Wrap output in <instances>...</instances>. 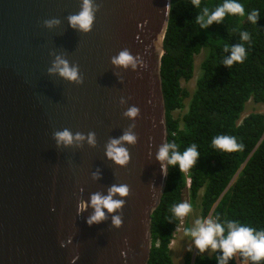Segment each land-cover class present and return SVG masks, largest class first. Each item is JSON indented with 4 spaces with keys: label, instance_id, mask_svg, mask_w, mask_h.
<instances>
[{
    "label": "water",
    "instance_id": "1",
    "mask_svg": "<svg viewBox=\"0 0 264 264\" xmlns=\"http://www.w3.org/2000/svg\"><path fill=\"white\" fill-rule=\"evenodd\" d=\"M92 2L84 32L69 20L83 0H0V264H149L168 182L156 154L169 139L161 64L172 0ZM124 50L135 67L112 62ZM58 60L83 82L49 71ZM65 129L73 143L57 144ZM126 132L136 141L117 145L122 165L107 150ZM121 184L122 208L88 223L91 196Z\"/></svg>",
    "mask_w": 264,
    "mask_h": 264
},
{
    "label": "trees",
    "instance_id": "2",
    "mask_svg": "<svg viewBox=\"0 0 264 264\" xmlns=\"http://www.w3.org/2000/svg\"><path fill=\"white\" fill-rule=\"evenodd\" d=\"M223 2L201 0L196 8L191 0H172L161 64L168 143H177L181 153L195 143L200 157L191 169L189 184L178 165L169 166L166 190L152 216L149 264H174L171 244L181 220L172 214L171 206L184 202L186 191L193 204L203 190L201 216L221 223L224 235L228 221L264 230V113L252 112L242 118L248 101L264 104V0H237L245 8L243 17L226 15L222 23L200 28L195 18L203 8L212 11ZM253 10L259 12L256 24L247 19ZM241 32H248L250 41L241 40ZM226 44L229 48L244 45L248 55L243 63L230 68L223 63L231 54L223 50ZM201 52V72L191 92L182 81L194 77L195 57ZM186 107L181 118L174 116ZM220 135L236 137L243 150L227 153L214 148L212 140ZM220 256L219 249L194 259L188 252L184 264H218ZM238 258L245 261L240 253ZM227 264H238L235 255Z\"/></svg>",
    "mask_w": 264,
    "mask_h": 264
},
{
    "label": "clouds",
    "instance_id": "3",
    "mask_svg": "<svg viewBox=\"0 0 264 264\" xmlns=\"http://www.w3.org/2000/svg\"><path fill=\"white\" fill-rule=\"evenodd\" d=\"M191 3L196 8H200L201 0H191ZM171 8V4L167 5L169 13ZM226 15L243 17L245 15V8L237 0H224L221 5L216 6L212 11L208 7H204L202 13L196 16L195 21L200 28H207L214 22L218 24L222 23ZM258 17V10H253L248 14L247 19L251 23L256 24ZM94 19L95 13L92 0H83L82 10L79 14L69 18L73 27L78 25L79 29L84 32L90 31ZM45 23L51 24L52 22L45 21ZM250 39L248 32H241V40L250 41ZM223 50L225 52L230 51L231 53L230 56L223 60V63L229 68L234 63H243L248 55L243 44L232 45L231 48L226 44ZM112 62L115 65L123 67L129 65L136 66L134 57L127 50L113 57ZM61 65L63 66L61 67ZM49 71H58L68 81L83 82L78 69L76 67H69L65 60H58L55 68L49 69ZM138 112L139 109L137 107H131L126 115L135 117ZM53 136L57 144L63 143L69 145L73 143L74 139L73 134L68 129L57 131L53 133ZM75 139H83V136L80 133H76ZM88 139L89 143H94V133H89ZM121 141L134 144L136 138L133 134L126 132L119 140H112L108 145L107 156L123 165L128 159V153L125 148L117 146ZM212 146L227 153L239 152L244 148L243 143H238L236 137L227 135L214 137ZM199 157L200 153L195 143L187 147L183 153L179 151L177 143H165L159 147L156 154V159L160 161L161 171L165 177L168 175L169 166L175 167L178 165L180 172H188L196 165ZM116 194H119L121 197L128 196L129 187L125 184L113 185L109 188L108 195L102 196L100 193H94L91 196L90 203L94 207L95 213L90 217L88 223L91 224L92 222H99L105 219L103 209H107L109 213H112L122 208L124 200L113 199V196ZM79 207L83 211L86 205L84 202H81ZM192 207V204L188 202H181L172 205L171 212L176 218L182 220L192 211ZM121 222L119 216L113 217V223L116 226H120ZM195 225L194 228H184V235L194 239V244L201 253L205 252L209 247L213 251L217 249L221 250L222 256L218 257V264H227L236 253H240L245 261L251 260L253 264H259V262L264 261V230L257 231L254 227L240 221H228L227 235H224L225 227L211 218L207 220L196 219Z\"/></svg>",
    "mask_w": 264,
    "mask_h": 264
},
{
    "label": "rangeland",
    "instance_id": "4",
    "mask_svg": "<svg viewBox=\"0 0 264 264\" xmlns=\"http://www.w3.org/2000/svg\"><path fill=\"white\" fill-rule=\"evenodd\" d=\"M204 58V52H201L196 55L195 57V73L194 77L188 81H182V85L185 87H188L191 92L194 91L195 86H196V80L198 76L200 75V65L201 62ZM189 99L186 100V105H188ZM187 111V107L183 110H177L174 112L175 117H182V115ZM252 112H257V113H264V104L261 103H255L254 101L250 100L246 104L245 111L242 114V118L247 116L248 114ZM203 193V190L200 191V196L198 200L192 204V211L188 214V216L184 217L185 224L183 227H180V229H177L175 231V238L171 244V255L173 258L174 264H184L185 263V257L188 252H191V257L194 259L196 256H201V255H213L215 251H213L210 247L205 250V252L201 253L199 249L195 246L194 244V239L190 236H185L184 235V228H194L195 225V220L196 219H201V220H207L210 219L211 216H208L206 218H202L201 216V207H200V202H201V195ZM184 202H190L189 198V193L186 191L184 195ZM212 219V218H211ZM236 261L238 264H246L242 261L239 260L238 258V253L235 254ZM247 264H250L249 261Z\"/></svg>",
    "mask_w": 264,
    "mask_h": 264
},
{
    "label": "built area",
    "instance_id": "5",
    "mask_svg": "<svg viewBox=\"0 0 264 264\" xmlns=\"http://www.w3.org/2000/svg\"><path fill=\"white\" fill-rule=\"evenodd\" d=\"M183 173H184V175H185V177H186V180H187V182H188V184H189V176H190V173H191V169H190L188 172H183ZM184 224H185V221H184V218H183V219L181 220L180 224L178 225L177 229H180V227H183ZM177 229H176V230H177Z\"/></svg>",
    "mask_w": 264,
    "mask_h": 264
},
{
    "label": "bare ground",
    "instance_id": "6",
    "mask_svg": "<svg viewBox=\"0 0 264 264\" xmlns=\"http://www.w3.org/2000/svg\"><path fill=\"white\" fill-rule=\"evenodd\" d=\"M244 263H246V264H247V263H248V261H245Z\"/></svg>",
    "mask_w": 264,
    "mask_h": 264
}]
</instances>
